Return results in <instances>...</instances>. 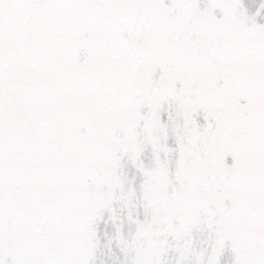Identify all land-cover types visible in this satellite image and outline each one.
I'll return each mask as SVG.
<instances>
[{"label": "snow or ice", "instance_id": "1", "mask_svg": "<svg viewBox=\"0 0 264 264\" xmlns=\"http://www.w3.org/2000/svg\"><path fill=\"white\" fill-rule=\"evenodd\" d=\"M0 264H264V0H0Z\"/></svg>", "mask_w": 264, "mask_h": 264}, {"label": "rangeland", "instance_id": "2", "mask_svg": "<svg viewBox=\"0 0 264 264\" xmlns=\"http://www.w3.org/2000/svg\"><path fill=\"white\" fill-rule=\"evenodd\" d=\"M257 2H258V0H257Z\"/></svg>", "mask_w": 264, "mask_h": 264}]
</instances>
